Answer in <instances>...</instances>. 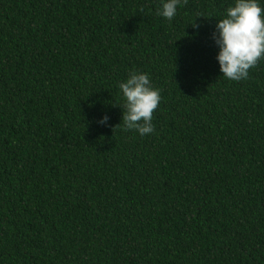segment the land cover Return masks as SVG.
<instances>
[{
	"label": "trees",
	"instance_id": "obj_1",
	"mask_svg": "<svg viewBox=\"0 0 264 264\" xmlns=\"http://www.w3.org/2000/svg\"><path fill=\"white\" fill-rule=\"evenodd\" d=\"M163 2L0 0V264H264V59L220 71L235 0ZM132 70L161 97L143 136Z\"/></svg>",
	"mask_w": 264,
	"mask_h": 264
},
{
	"label": "clouds",
	"instance_id": "obj_2",
	"mask_svg": "<svg viewBox=\"0 0 264 264\" xmlns=\"http://www.w3.org/2000/svg\"><path fill=\"white\" fill-rule=\"evenodd\" d=\"M180 2L164 0L158 15L171 21ZM192 26L199 27L196 22ZM213 37L219 46L217 60L223 76L233 81L248 79L249 70L264 59V9L257 0H235V5L226 9L224 18L218 19ZM119 88L125 100L122 115L125 128L134 129L142 136L152 133L153 112L161 97L149 76L132 70L126 81L119 83ZM108 119L105 115L99 122L107 124Z\"/></svg>",
	"mask_w": 264,
	"mask_h": 264
}]
</instances>
